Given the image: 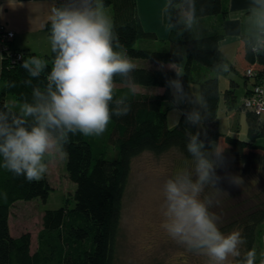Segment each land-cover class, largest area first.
Masks as SVG:
<instances>
[{
    "label": "trees",
    "instance_id": "obj_1",
    "mask_svg": "<svg viewBox=\"0 0 264 264\" xmlns=\"http://www.w3.org/2000/svg\"><path fill=\"white\" fill-rule=\"evenodd\" d=\"M102 2L105 6L113 7L115 31L130 58L150 59L163 62L164 65L182 62L185 90L191 84L199 85L200 92L207 100L210 115L205 121L207 138L202 134L201 139H205L206 147L209 146V140L226 146L224 166L217 169L221 177L231 174L242 178L240 185H232L227 179L218 185L224 191L217 197L221 210L217 215L225 216L219 219V227L225 233L234 229L242 233L246 241L241 246L242 256L246 251L255 249L264 232V147L254 140L224 136L219 132L220 75L217 76L211 66L220 56L217 48L220 47L221 35L208 34L197 40L171 31L169 50L138 48L136 42L139 39L157 37L146 31L139 15L138 0ZM197 9L198 17L227 12L222 0H198ZM46 30L49 31L48 25ZM10 50L3 54L4 85L0 88V107H11L8 104V95L11 93L20 102L24 98L30 100L32 89L46 84V76L55 55L51 52L48 67L40 77L33 78L21 66L23 60L13 61L10 57L11 52L19 50L11 46ZM245 58V77L248 78L247 70L253 68L264 80V55L257 57L245 54ZM137 69L133 73L136 86H143L147 90L139 89L138 95L129 97V114L119 118L113 116L104 137L70 135L69 142L64 145L67 171L76 185L75 192L71 201L67 200L61 207L45 211L34 251L30 232L20 235L12 233L10 209L18 200L37 197L46 200L53 188L46 176L39 182H28L23 176L16 177L0 169V191L7 192V200H0V264L117 263L124 197L133 160L146 151L160 155L176 150L185 163L189 159L185 148L186 133L188 130L196 131L195 127L185 123L183 115L178 125L170 127L168 124L172 106L165 107L164 102L171 100L172 94L166 79L174 78L175 72L165 67L161 71L155 65ZM236 85L232 81L231 87L225 91V99L230 105L236 99ZM117 87L120 92L127 91V86L119 82ZM159 87L163 88L162 93L150 91ZM181 106L184 109L191 108L185 103ZM256 120L253 119L251 125L255 137L260 135ZM110 146L114 148L112 158L107 157ZM209 191L212 189H206V192ZM238 260L234 264H238ZM256 264H259L257 260Z\"/></svg>",
    "mask_w": 264,
    "mask_h": 264
},
{
    "label": "clouds",
    "instance_id": "obj_2",
    "mask_svg": "<svg viewBox=\"0 0 264 264\" xmlns=\"http://www.w3.org/2000/svg\"><path fill=\"white\" fill-rule=\"evenodd\" d=\"M198 0H164L161 15L166 29L177 35L190 33L201 38ZM203 7V6H201ZM238 23L236 39L244 53L264 55V0H248L243 11L230 13ZM46 24L49 26L50 47L54 53L50 72L43 87H34L31 99L24 98L18 107H0V169L28 182H39L49 171L53 161L64 160V145L70 135L100 137L107 130L113 116L119 118L131 111L130 96L138 95L133 73L138 70L127 49L120 43L115 26L104 10L102 0H63L52 3ZM212 64L217 76L228 73L230 59L224 47ZM30 77L37 78L48 67L38 56L23 59L21 65ZM175 72L167 78L171 90L172 113L178 125L183 115L188 130L185 148L189 159L178 166L162 186L161 227L177 244L207 259V264H256L254 249L241 254L245 238L239 230L221 231L219 217L211 211L220 192L218 185L227 179L240 185L242 178L217 169L224 166L226 146L208 141L205 121L210 117L203 92L185 90L182 62H169ZM164 69L163 62L159 70ZM127 86L120 92L117 83ZM192 105L190 109L179 107ZM206 189L212 191L206 192ZM0 200H7V192L0 191ZM264 264V254L260 260Z\"/></svg>",
    "mask_w": 264,
    "mask_h": 264
},
{
    "label": "rangeland",
    "instance_id": "obj_3",
    "mask_svg": "<svg viewBox=\"0 0 264 264\" xmlns=\"http://www.w3.org/2000/svg\"><path fill=\"white\" fill-rule=\"evenodd\" d=\"M104 10L113 21V7L104 5ZM202 19L206 20L205 17H199V20ZM143 25L147 32L154 33L157 37L141 38L136 42V47L161 51L169 50L170 32L166 29L163 19L162 23L154 19L153 23ZM203 25L206 26L204 23ZM184 34L193 37L188 32ZM49 37L48 30L32 33L27 38L26 36L22 37L24 45L20 46L18 50L25 53V59L34 55L49 62L48 57L51 54ZM132 59L137 67H147L149 65L147 60L150 59ZM150 62L153 61L150 60ZM233 78L239 83L235 86L236 98L239 99L245 88V78L242 75ZM221 80L220 88L221 93L224 94L222 95L223 99V96L225 98V91L231 87V83L228 82L224 86L223 76H221ZM136 87L137 90H147L143 86ZM190 88L200 93L198 84H191ZM171 100L165 101L164 106L171 105ZM20 103L14 94L8 95V104L11 107H18ZM185 104L192 107L188 103ZM181 105L179 107L182 108ZM175 119V115L170 109L168 114L170 127L177 125ZM104 135L105 132L102 136L104 137ZM113 155L114 148L110 146L107 149V157L112 158ZM182 164H184V161L176 150H170L160 155L146 151L133 160L124 197L116 264H207L205 257L196 255L184 246L177 244L161 227L162 215L160 209L163 200L161 189L164 181ZM45 176L53 188L46 200L40 197L31 200H18L10 209L9 223L12 233L20 235L24 232H30L32 234L33 251L38 244L37 237L42 228V218L45 211L59 208L67 200L71 201L76 187L67 171V156L64 160L51 162L49 171ZM213 209H215L216 215L221 212L219 204H214L211 210ZM217 216L220 219L225 218L224 215L220 216L218 214ZM235 260L230 258L231 264H234Z\"/></svg>",
    "mask_w": 264,
    "mask_h": 264
},
{
    "label": "crops",
    "instance_id": "obj_4",
    "mask_svg": "<svg viewBox=\"0 0 264 264\" xmlns=\"http://www.w3.org/2000/svg\"><path fill=\"white\" fill-rule=\"evenodd\" d=\"M62 2L63 0H0V36L2 32H15V37L8 39L7 42L13 49L18 50L20 46L24 45L22 37L26 36L27 38L32 33L46 30L47 15L52 3L60 4ZM222 2L227 10L226 14L204 16L206 20H200L201 36L213 33L220 34L219 46L224 47L225 52L229 56L231 68L228 73L219 76L220 87L221 76L224 77V86H226L228 82H236L233 77L242 75L245 78V88L240 98H236L232 105L226 101L224 96L222 99L224 94L221 93L218 109L219 132L224 136L229 135L243 140H245L244 138L254 140L256 144L264 147V111L260 114H254L243 106L245 97L252 91L254 80L246 78L244 75L247 60L243 48L235 36L238 32V23L230 19L231 11L237 9L243 11L248 0H222ZM163 3L164 0H138V10L142 23L151 24L154 19L162 23L161 7ZM203 23L206 25L205 27ZM132 62L134 63L133 59ZM147 63L157 67L160 64L158 62H150V60H147ZM167 65L165 64L164 67L168 68ZM2 68L3 48L0 37V88L4 85ZM236 83L239 85L238 82ZM156 89L150 91L158 93L164 91L160 87ZM253 119H257L256 122L258 128H260V135L256 137L251 132ZM254 250L257 253L256 260L260 264L262 254H264V232Z\"/></svg>",
    "mask_w": 264,
    "mask_h": 264
},
{
    "label": "built area",
    "instance_id": "obj_5",
    "mask_svg": "<svg viewBox=\"0 0 264 264\" xmlns=\"http://www.w3.org/2000/svg\"><path fill=\"white\" fill-rule=\"evenodd\" d=\"M14 37L15 32L13 31L1 33V41L4 52L3 54H5V51L10 50L7 40ZM24 56L25 55L22 51H13L11 52L10 57L13 59V61H22ZM246 74L249 79L251 78L254 80V83L252 84L253 86L251 93L246 96L243 101V106L246 110L251 111L254 114H260L264 111V80L258 76L257 72L253 68H249Z\"/></svg>",
    "mask_w": 264,
    "mask_h": 264
}]
</instances>
